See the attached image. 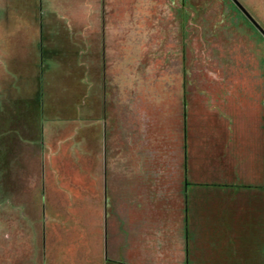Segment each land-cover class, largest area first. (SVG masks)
Returning <instances> with one entry per match:
<instances>
[{
    "label": "rangeland",
    "instance_id": "374dc122",
    "mask_svg": "<svg viewBox=\"0 0 264 264\" xmlns=\"http://www.w3.org/2000/svg\"><path fill=\"white\" fill-rule=\"evenodd\" d=\"M237 1L264 30V0ZM258 120L264 37L231 0H0V264L77 261L89 201H104L97 168L111 224L156 228L141 242L155 239L165 264L183 250L198 140L225 143L226 125ZM200 200L206 222L228 198ZM193 227L190 251L205 253L214 241L197 246Z\"/></svg>",
    "mask_w": 264,
    "mask_h": 264
},
{
    "label": "crops",
    "instance_id": "0c3cea01",
    "mask_svg": "<svg viewBox=\"0 0 264 264\" xmlns=\"http://www.w3.org/2000/svg\"><path fill=\"white\" fill-rule=\"evenodd\" d=\"M226 129L229 137L225 143L198 140L202 149L199 151L197 147L192 157L193 168L190 160V167L186 171L187 199L183 204L184 213L181 218L183 250L181 254H174L173 250L167 249L165 264H174V257L181 258L179 264H264V124L260 120L232 122L226 125ZM187 153L192 156L188 146ZM203 161L206 163L205 169L202 168ZM212 161L217 166L214 167ZM90 173H93L96 182L91 183L93 181L89 180L90 185L98 186L103 182L104 201H89V248L77 251L75 257L78 259L71 263L157 264L159 253L156 240L147 239L145 248L141 234L155 233L156 236L158 230H152L151 227L145 230L141 218L130 217L121 218L113 226L107 211L106 172L97 168ZM181 180L183 184V178ZM211 194L220 199L227 197V203L220 202L222 210L216 211L211 217L208 212L206 222L204 219L201 222L200 198ZM226 208L230 212H225ZM166 221L164 233L167 237L169 234L172 241L174 220L167 217ZM226 221L231 223L227 232L230 242L220 245L227 236L224 231ZM212 222L213 228H210ZM191 226H194L193 238L197 246L203 241H214L210 250L205 253L198 248L194 253L190 251ZM14 229L16 234L19 229ZM185 233L188 243L187 238H184Z\"/></svg>",
    "mask_w": 264,
    "mask_h": 264
},
{
    "label": "water",
    "instance_id": "95a60500",
    "mask_svg": "<svg viewBox=\"0 0 264 264\" xmlns=\"http://www.w3.org/2000/svg\"><path fill=\"white\" fill-rule=\"evenodd\" d=\"M233 4L243 13V15L250 21V23L260 32L264 37V30L259 26V24L250 16V14L241 6L237 0H231Z\"/></svg>",
    "mask_w": 264,
    "mask_h": 264
},
{
    "label": "trees",
    "instance_id": "16d2710c",
    "mask_svg": "<svg viewBox=\"0 0 264 264\" xmlns=\"http://www.w3.org/2000/svg\"><path fill=\"white\" fill-rule=\"evenodd\" d=\"M182 115H184V113Z\"/></svg>",
    "mask_w": 264,
    "mask_h": 264
}]
</instances>
